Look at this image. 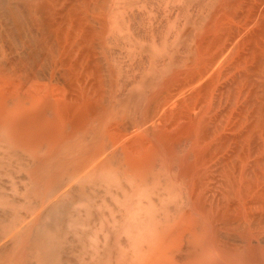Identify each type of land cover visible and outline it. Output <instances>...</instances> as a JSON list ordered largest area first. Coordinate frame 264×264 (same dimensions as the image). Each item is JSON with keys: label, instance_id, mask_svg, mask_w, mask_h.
<instances>
[{"label": "bare ground", "instance_id": "obj_1", "mask_svg": "<svg viewBox=\"0 0 264 264\" xmlns=\"http://www.w3.org/2000/svg\"><path fill=\"white\" fill-rule=\"evenodd\" d=\"M1 164L0 264H264V0H0Z\"/></svg>", "mask_w": 264, "mask_h": 264}, {"label": "rangeland", "instance_id": "obj_2", "mask_svg": "<svg viewBox=\"0 0 264 264\" xmlns=\"http://www.w3.org/2000/svg\"><path fill=\"white\" fill-rule=\"evenodd\" d=\"M1 166H2V167H1ZM3 166H6V165L1 164V165H0V171H1L2 169L5 170V168L8 167V166H6V167H3ZM19 169L22 171V170H24V167H20ZM10 174H11V173L6 174V176H8V175H10ZM2 176L6 177L5 175H2ZM12 176H14V174H12ZM10 177H11V175H10L9 177H6V178H10ZM6 178H4V179H6ZM12 178H13V181H14V177H11V178L9 179L10 182H12ZM16 179H17V178H16ZM16 179H15V180H16ZM10 182H9L8 185L11 184ZM11 185H13V182H12ZM11 185H10V186H11ZM23 196H24V195L22 194L20 197H23ZM20 205H21V204H20ZM11 206H12V205H11ZM19 208H20V207H19ZM21 208H22V206H21ZM0 226H1V225H0Z\"/></svg>", "mask_w": 264, "mask_h": 264}]
</instances>
